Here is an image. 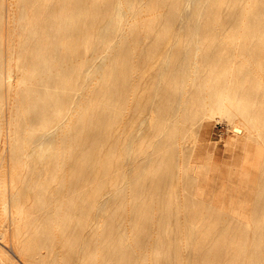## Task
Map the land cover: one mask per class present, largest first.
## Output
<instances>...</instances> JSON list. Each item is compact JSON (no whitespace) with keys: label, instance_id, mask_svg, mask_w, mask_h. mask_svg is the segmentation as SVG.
I'll use <instances>...</instances> for the list:
<instances>
[{"label":"bare ground","instance_id":"1","mask_svg":"<svg viewBox=\"0 0 264 264\" xmlns=\"http://www.w3.org/2000/svg\"><path fill=\"white\" fill-rule=\"evenodd\" d=\"M15 5L7 14L0 6V26L9 17L30 25L18 43L16 107L8 121L0 114L9 161L6 172L0 156V264L4 240L25 264H43L56 248L57 264H264V0ZM176 32L183 45L162 50ZM158 53V69L140 79ZM8 65L0 46L2 93L14 89ZM211 117L225 120L229 148L244 160L239 188L218 183L224 199L205 191L222 179L198 144ZM242 184L245 197L235 195Z\"/></svg>","mask_w":264,"mask_h":264},{"label":"rangeland","instance_id":"2","mask_svg":"<svg viewBox=\"0 0 264 264\" xmlns=\"http://www.w3.org/2000/svg\"><path fill=\"white\" fill-rule=\"evenodd\" d=\"M16 1L17 0H0V6L3 7L4 9V14L6 12L7 14V10L9 7L12 10H15V12H17L16 9ZM153 17L152 14L150 13H143L141 14L138 18L142 21H146L149 20ZM130 18V17H129ZM131 19L128 20V22H126V26L129 27L131 25ZM30 23L28 21H25L23 24H21L20 22H18L16 20V18L11 19L10 17L3 20V24H1L0 26V46H1V56L3 59H5V61L9 64L8 66H6V69H4V73H6L8 70H11V72L9 73L10 76L8 77V81H10L13 86L14 89L13 91H9L8 93H2L3 88H0V93H2V96L0 97V114L3 113V115L1 116V118L5 121H8V117H9V113H11V111L16 107V101H13L14 96L16 95V92L18 91V89H20L23 85L21 84V82H19L20 78H21V73L18 71L20 64L17 62V55H18V49H19V41L24 40L25 35H24V31L21 30L22 28H25L26 26H29ZM159 28H156L157 32H158ZM232 30L231 27H228L225 32L227 33V31ZM176 37H172V38H165L162 44V50L164 48H168L170 46H173L174 44V39H176L178 46H182L183 45V35L180 32H176ZM28 47V46H27ZM29 49V47H28ZM8 55H10L11 57L9 58ZM160 54L158 53L155 58L153 59V61L151 63H148L146 65H143L141 70L143 72V76L140 79L143 80H147L150 79V73L155 72V70L158 69L159 65H160V60L159 57ZM8 60V61H7ZM33 71V66L28 64L26 72L29 73L27 75H30V73ZM25 72V73H26ZM6 76V75H5ZM156 78H167L165 74H160L158 77ZM96 83L97 87L100 88V86H102L103 81L100 82H94ZM90 84H92V82H90ZM43 85V84H42ZM40 88V92L43 93L44 92V88L41 87V84L39 85ZM145 90V86L143 85V83L141 82L139 87H138V91L139 93L143 92ZM5 92V91H4ZM28 116L27 114H23L22 117H26ZM120 126V125H119ZM131 130L136 131L137 133L140 132L139 128H137L136 126H132ZM138 130V131H137ZM50 131V128H48V132ZM201 136L199 137V147L202 145L201 149L205 148L206 151L213 153L214 155V160H215V165L218 170V177L222 178V179H217V180H213V181H207V188H206V196L208 198L213 197V195L219 196L220 198L224 199L222 195H218V192L220 191V187H219V182L220 180H224L223 184L225 185V187H227L228 192L232 191V189H237L239 188V183H238V171L240 169V167H242V162L244 161L241 155H237V157L235 158L236 154H234V151L229 148V145L232 141V137H234V133L233 131H231L230 129H228L227 123L225 122V120L223 118L219 119L218 117H211L210 119H206L203 122L202 125V130H201ZM202 141V144H201ZM205 144V145H204ZM204 145V147H203ZM200 149V148H199ZM200 149V150H201ZM202 149V150H203ZM248 153L246 154V157L249 159H252V156L254 155L255 149H254V145L253 142H249L247 148ZM204 150V151H205ZM0 156L3 159V168L6 170V172L8 171V156H7V147L5 144V137L4 134L2 135L1 139H0ZM10 186H11V181L10 178L7 176V180H6V184L4 186V190L5 193L7 194V214H6V229L8 230V233L11 232L14 222L12 220L13 217V207H11V202H10ZM242 186H245V188L240 192L235 191V195L237 194V196L240 195L245 197L246 194H249V185L247 186V184H242ZM173 186H171L172 188ZM230 190V191H229ZM106 192V190H103L100 193H97L94 197V199L96 201H101L103 198V193ZM238 192V193H237ZM250 196L247 197V199H249ZM236 197H234L233 199H235ZM224 201V200H222ZM246 210L250 209V205L245 207ZM146 223V221H144L143 219L139 220L136 223V226L142 227L144 226V224ZM127 230L130 231V227H127ZM155 230V228H154ZM9 235V234H8ZM154 239V237L151 238V240ZM10 240V239H8ZM3 246L2 248H4L9 256L8 261L4 260L3 264L6 263H12V262H16L17 264H25L24 261H22V259L20 257H18L17 255H15L14 253H16V248H13V245L11 244V241H8V243L6 242V240L2 241L1 243ZM150 254V253H149ZM51 257L49 260H45V262L43 264H57L58 262L61 261L60 255H59V249L56 248L54 250V254H50ZM151 255V254H150ZM11 260V262H9Z\"/></svg>","mask_w":264,"mask_h":264}]
</instances>
